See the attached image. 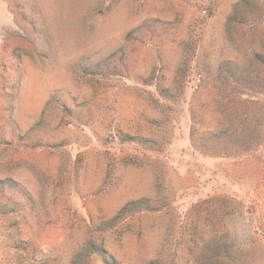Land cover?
<instances>
[{
  "label": "rangeland",
  "instance_id": "rangeland-1",
  "mask_svg": "<svg viewBox=\"0 0 264 264\" xmlns=\"http://www.w3.org/2000/svg\"><path fill=\"white\" fill-rule=\"evenodd\" d=\"M0 264H264V0H0Z\"/></svg>",
  "mask_w": 264,
  "mask_h": 264
}]
</instances>
